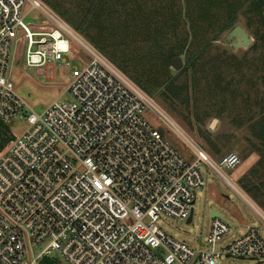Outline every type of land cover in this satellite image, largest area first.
Listing matches in <instances>:
<instances>
[{
  "label": "built area",
  "instance_id": "1",
  "mask_svg": "<svg viewBox=\"0 0 264 264\" xmlns=\"http://www.w3.org/2000/svg\"><path fill=\"white\" fill-rule=\"evenodd\" d=\"M34 8L47 19L25 22ZM18 41L28 66L71 69L61 96L72 100L56 99L42 112L26 102L9 73ZM71 41L88 54L81 66L70 56ZM147 108L174 124L196 160L149 122ZM17 117L28 127L0 154V264H36L54 251L69 264H218L223 253L264 262V214L225 170L239 154L212 157L43 0H0V121ZM210 173L234 185L262 227L248 224L236 234L215 215L206 245L194 246L159 224L164 215L194 216Z\"/></svg>",
  "mask_w": 264,
  "mask_h": 264
},
{
  "label": "rangeland",
  "instance_id": "2",
  "mask_svg": "<svg viewBox=\"0 0 264 264\" xmlns=\"http://www.w3.org/2000/svg\"><path fill=\"white\" fill-rule=\"evenodd\" d=\"M43 1L147 92L212 157L239 154L240 162L225 170L264 214V0H219L208 15L199 0ZM29 9L27 5L24 12ZM231 17L251 34L250 45H234L238 37L232 34L233 26H227ZM46 19L34 8L25 22ZM25 54L26 45L18 41L10 79L35 111L42 112L56 99L72 100L69 93L61 96L69 82L68 66L54 62L41 72L27 65ZM70 56L80 66L89 61L76 41H71ZM176 56L183 59L181 68L172 62ZM144 114L188 161L196 160L190 144L168 118L151 108ZM5 124L7 131L0 130V154L28 127V121L20 117ZM231 186L210 173L208 187L198 191L192 221L164 215L159 224L194 246L206 245L214 208L236 226V234L248 224L262 227ZM230 240L218 243L217 248ZM37 253L34 249L29 258ZM53 255L69 264L59 251ZM217 263L264 264L225 253ZM36 264H43L42 259Z\"/></svg>",
  "mask_w": 264,
  "mask_h": 264
},
{
  "label": "water",
  "instance_id": "3",
  "mask_svg": "<svg viewBox=\"0 0 264 264\" xmlns=\"http://www.w3.org/2000/svg\"><path fill=\"white\" fill-rule=\"evenodd\" d=\"M232 34L236 37H238V43H235L234 45L236 47L240 46H248L253 42V37L251 34L241 25H236L233 30ZM173 64L177 68H181L183 66V59L181 56H176L172 59ZM220 213L214 208L211 212V216L219 215ZM193 218V213L189 217L188 221H191Z\"/></svg>",
  "mask_w": 264,
  "mask_h": 264
},
{
  "label": "trees",
  "instance_id": "4",
  "mask_svg": "<svg viewBox=\"0 0 264 264\" xmlns=\"http://www.w3.org/2000/svg\"><path fill=\"white\" fill-rule=\"evenodd\" d=\"M202 4V10L204 12V15H208L211 13V10L214 9L218 3L219 0H199ZM258 2H261V0H258ZM236 19L235 17H231L228 21H227V26L228 27H232L233 28L236 26L235 24ZM112 61V60H111ZM113 62V61H112ZM115 64V63H114ZM116 65V64H115ZM117 66V65H116ZM125 73V72H124ZM126 74V73H125ZM7 125L5 124V122L0 121V130H2L3 132L7 131ZM42 262L43 264H62L58 259L54 258V257H49V256H45L42 258Z\"/></svg>",
  "mask_w": 264,
  "mask_h": 264
},
{
  "label": "crops",
  "instance_id": "5",
  "mask_svg": "<svg viewBox=\"0 0 264 264\" xmlns=\"http://www.w3.org/2000/svg\"><path fill=\"white\" fill-rule=\"evenodd\" d=\"M244 216H245V218L247 217L245 213H244ZM192 219H193V218H192Z\"/></svg>",
  "mask_w": 264,
  "mask_h": 264
},
{
  "label": "bare ground",
  "instance_id": "6",
  "mask_svg": "<svg viewBox=\"0 0 264 264\" xmlns=\"http://www.w3.org/2000/svg\"><path fill=\"white\" fill-rule=\"evenodd\" d=\"M231 183V182H230ZM232 184V183H231ZM233 185V184H232ZM234 186V185H233Z\"/></svg>",
  "mask_w": 264,
  "mask_h": 264
}]
</instances>
